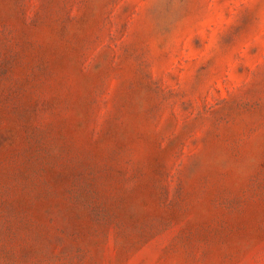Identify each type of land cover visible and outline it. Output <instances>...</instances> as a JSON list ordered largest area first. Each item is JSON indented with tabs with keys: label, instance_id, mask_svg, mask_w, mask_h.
<instances>
[{
	"label": "rangeland",
	"instance_id": "obj_1",
	"mask_svg": "<svg viewBox=\"0 0 264 264\" xmlns=\"http://www.w3.org/2000/svg\"><path fill=\"white\" fill-rule=\"evenodd\" d=\"M0 264H264V0H0Z\"/></svg>",
	"mask_w": 264,
	"mask_h": 264
}]
</instances>
